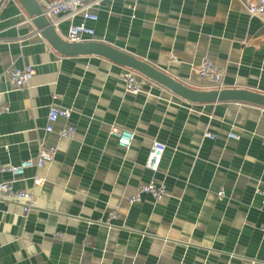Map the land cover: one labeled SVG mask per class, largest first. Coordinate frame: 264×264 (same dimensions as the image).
Returning a JSON list of instances; mask_svg holds the SVG:
<instances>
[{"label":"crops","instance_id":"0c3cea01","mask_svg":"<svg viewBox=\"0 0 264 264\" xmlns=\"http://www.w3.org/2000/svg\"><path fill=\"white\" fill-rule=\"evenodd\" d=\"M97 13L88 23L93 40L191 87L213 88L197 74L208 57L224 71L225 87L264 93V22L250 17L244 0H103ZM61 18L65 38L71 20ZM25 65L36 74L14 89L4 71ZM125 69L96 55L63 56L19 0H0V166L58 146L51 163L16 182L35 192L36 208L24 215L20 204L0 200V264H264V207L254 194L264 187V107L190 103L159 87L128 94ZM53 94L73 108L72 139L58 135L63 119L45 131ZM112 125L135 134L129 149ZM155 141L167 150L154 173L145 162ZM12 178L0 173V182ZM152 179L168 196L130 204Z\"/></svg>","mask_w":264,"mask_h":264},{"label":"built area","instance_id":"2783aa9c","mask_svg":"<svg viewBox=\"0 0 264 264\" xmlns=\"http://www.w3.org/2000/svg\"><path fill=\"white\" fill-rule=\"evenodd\" d=\"M4 1V0H3ZM43 6L44 14L53 21L54 26L58 30L61 17L71 20V25L65 36V39L71 42H82L92 40L95 35V28L90 26L89 22H97L99 15L97 10L101 7L103 0H38ZM247 12L250 17H259L264 22V0H244ZM81 15L82 21L75 22V18ZM36 74V70L32 65L22 67L10 66L4 71V76L9 81L14 89H24L32 81ZM197 74L200 79L208 81L213 88H225L224 71L214 64V62L205 57L197 68ZM124 84L125 92L128 94H146L152 95V90L156 87L164 89L163 86L144 76L143 74L126 68L121 76ZM57 94H53L52 102L49 105L47 124L45 131L53 133L55 124L60 120H64L65 124L58 130V135L62 138L72 139L76 136L77 129L70 123L73 114V108L63 107L56 103ZM9 107H3L1 112H7ZM110 134L114 136L118 145L124 149H129L134 141L135 134L126 129H122L116 125H112ZM205 138L215 139L216 135L206 130ZM233 139H239L240 136L234 133L230 134ZM167 150V145L160 141L152 143L149 150L145 167L152 172H157L160 169L163 155ZM58 153V146L50 147L41 146L35 158H29L19 164H9L0 166V173H10L12 179L9 181L0 182V200L13 201L21 205L24 215H28L36 208L35 192L31 190L20 189L16 187V182L23 178L25 172L29 168L41 169L48 163H51ZM44 179L38 175L34 176V184L42 185ZM255 196L261 197V203L264 207V187L258 185L254 191ZM151 196L155 201H160L168 196L165 185L158 184L154 179L148 183H142L137 187L136 192L128 197L130 204H135L142 201L143 196ZM221 197L225 196V191L221 189L218 192ZM120 216L118 211H113L110 215L111 219H117ZM109 225L111 223L107 222ZM264 232V225L261 227Z\"/></svg>","mask_w":264,"mask_h":264},{"label":"water","instance_id":"95a60500","mask_svg":"<svg viewBox=\"0 0 264 264\" xmlns=\"http://www.w3.org/2000/svg\"><path fill=\"white\" fill-rule=\"evenodd\" d=\"M42 37L63 56L96 55L133 69L190 103L214 104L235 101L264 107V93L238 88L197 89L174 78L152 63L104 42H71L61 36L38 0H19Z\"/></svg>","mask_w":264,"mask_h":264}]
</instances>
